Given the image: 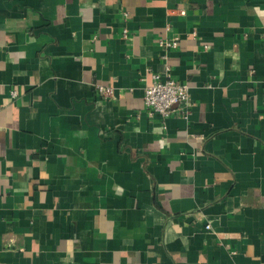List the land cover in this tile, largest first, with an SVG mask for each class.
I'll use <instances>...</instances> for the list:
<instances>
[{"label": "crops", "instance_id": "obj_1", "mask_svg": "<svg viewBox=\"0 0 264 264\" xmlns=\"http://www.w3.org/2000/svg\"><path fill=\"white\" fill-rule=\"evenodd\" d=\"M0 264H264V0H0Z\"/></svg>", "mask_w": 264, "mask_h": 264}, {"label": "built area", "instance_id": "obj_2", "mask_svg": "<svg viewBox=\"0 0 264 264\" xmlns=\"http://www.w3.org/2000/svg\"><path fill=\"white\" fill-rule=\"evenodd\" d=\"M173 12L184 15L186 10L184 8H177ZM172 12V13H173ZM127 16V14H125ZM170 26V25H168ZM128 30H123L124 36H127ZM178 36L172 39L161 40V44L176 48L178 45ZM208 47V45H205ZM97 92L105 98H113L115 96V89L113 86H105L103 84L96 85ZM190 86L188 83L181 82L174 79L169 74L164 78L159 74H152L151 83L145 86L144 104L148 112L153 115L158 113L162 119L170 117L174 114H182L187 116L189 114V99ZM13 96L17 95V90H12ZM210 228V225H206Z\"/></svg>", "mask_w": 264, "mask_h": 264}]
</instances>
